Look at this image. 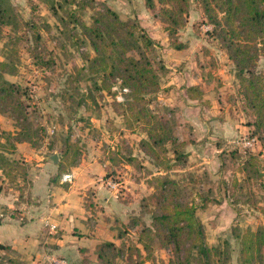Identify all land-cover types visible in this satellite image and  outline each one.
<instances>
[{"label": "rangeland", "instance_id": "374dc122", "mask_svg": "<svg viewBox=\"0 0 264 264\" xmlns=\"http://www.w3.org/2000/svg\"><path fill=\"white\" fill-rule=\"evenodd\" d=\"M80 1L87 5L82 8L73 0H1L5 12L4 18H0V62L6 64L3 76L25 90L24 104L37 130L35 142L48 144V156L56 153L59 161L64 157L63 164L67 167L64 172L74 167L72 162L76 166L94 155L105 165L97 176L119 184L118 190L112 192L131 204L132 215L127 225H122L131 229L127 231L128 242L119 245L116 264H130L129 259L125 260L129 255L131 263L141 264L145 252L138 246V234L143 224H151L153 205L149 196L156 192L148 180L163 172L141 149L140 141L147 138L143 127L133 116L125 118L115 109L114 100H123L119 83L112 87V91L119 93L116 98L111 92L97 88V52L83 27V24L91 26L107 8L115 7L121 9L123 16L130 15L133 11L128 10L127 3L133 2L138 7L141 0ZM155 18L144 21V28L157 42L151 55L155 61L162 60L171 66L172 71L183 76V81L171 90L162 87L165 83L162 74L161 91L152 97L150 106L155 112H163L167 106L164 99L172 96L180 141L191 137L199 140L184 146L190 167L172 171L171 176L179 180L183 201L198 206L205 242L221 249L219 255L212 256L213 264H245L241 257V235L264 225V142L259 140L254 149L246 152L233 145L234 139L251 135L252 118L244 112L239 100L235 65L219 41L210 35L213 26L200 1L191 0L187 22L179 29L178 42L187 44L181 52L162 37L166 25ZM257 55V66L264 69V37L259 40ZM196 83L203 90L202 99L198 100L188 98L185 92L188 85ZM166 103L170 104L167 99ZM10 115L0 112V131L17 130ZM128 156L137 158L136 166L128 162ZM11 157L22 159L15 154ZM202 157L207 160L203 165L199 164ZM246 160L254 162L248 165L252 168L251 177L239 187L237 184L243 182L244 175L238 168ZM19 184L25 190L28 188L24 181ZM19 184L9 186L16 190ZM203 196L212 197L205 207ZM143 202L149 204V209H143ZM190 243L187 241L179 256L174 244L167 247L155 244L157 264H170L172 259L174 264L183 260L182 264H202L193 258L188 260ZM9 258L20 257L10 249L0 248V262L12 264Z\"/></svg>", "mask_w": 264, "mask_h": 264}, {"label": "trees", "instance_id": "16d2710c", "mask_svg": "<svg viewBox=\"0 0 264 264\" xmlns=\"http://www.w3.org/2000/svg\"><path fill=\"white\" fill-rule=\"evenodd\" d=\"M144 1L154 16L166 25L164 30L173 48L185 49L187 44L178 42V34L179 29L187 22L191 0ZM199 1L205 17L213 26L210 35L219 41L235 65V76L239 81L237 92L243 103L242 109L252 118L249 123L252 127L251 135L264 142V69L257 66L258 43L264 37V0ZM83 2L73 0L75 5L82 8L87 5ZM5 10L7 12L8 8ZM4 15L0 6V18L3 19ZM83 27L97 52V88L111 92L114 98L120 93L123 100H114L117 113L125 118L133 116L136 123L143 127L147 138L140 141L141 149L157 169L163 172L148 180L151 186L154 185L156 192L149 196L153 205L151 224H143L139 231L138 243L143 247L145 258L157 264L153 253L155 244L164 247L174 244L176 255L179 256L181 249L190 241L191 246L187 248L188 260L193 258L202 264H213L212 256L219 255L221 249L219 246L210 247L205 242L204 225L197 213L198 206L183 201L179 180L171 176L172 171L188 167L189 157L184 146L194 142V139L180 141L175 118L176 108L164 106L163 112H155L150 106L152 97L161 91V75L168 72L163 61H155L151 55L156 49V40L136 17L123 20L111 8L100 12L91 26L83 24ZM5 66V63L0 62V112L11 114V118L16 121L17 130L14 133L4 129L0 131V170L11 183L19 184V178L27 182L29 169L24 160L12 158L11 155L16 153L18 143L28 142L33 146L39 144L35 142L37 130L34 129L23 100L26 92L21 86L5 79ZM157 69L162 72L159 73ZM116 83L121 88L119 93L112 91ZM186 95L190 99H202L203 90L200 85L188 86ZM63 159L64 157H60L58 162L59 174L67 170ZM127 160L131 165H137L136 157L128 156ZM253 164L254 162L246 160L242 168H238L244 179L237 186L243 187L247 178L251 177L252 168L248 165ZM72 166H75V162H72ZM17 187L21 191L24 188L19 185ZM202 199L205 207L210 198ZM142 205L143 209H149V204L143 202ZM240 241L241 257L245 264L264 263V225L256 230L248 229L241 235ZM0 248L10 249L18 255L9 246L0 244ZM120 251L119 246L109 241L97 246L101 264H116ZM137 252L141 254L139 247ZM128 259L132 262L131 255ZM9 261L12 264H26L20 258H9ZM183 261L178 263L182 264ZM170 262L174 264L175 260Z\"/></svg>", "mask_w": 264, "mask_h": 264}, {"label": "crops", "instance_id": "0c3cea01", "mask_svg": "<svg viewBox=\"0 0 264 264\" xmlns=\"http://www.w3.org/2000/svg\"><path fill=\"white\" fill-rule=\"evenodd\" d=\"M127 8L133 12L126 16L122 15L121 9H112L121 18L125 17L123 19L136 17L143 27L144 21L154 16L144 0L138 7L128 2ZM162 35L169 40L167 32L163 31ZM168 50L166 48V52ZM165 66L168 72L163 77L165 83L162 87L173 90L175 85L182 83L183 76L172 71L171 66ZM166 99L167 106L176 108L172 105V96H166ZM193 139L194 142L199 141ZM47 151L46 143L36 146L28 142L17 144L15 156L22 157L29 169L28 188H23L24 191L18 187L13 190L9 186L11 182L0 170V244L15 250L26 264H44L49 255L64 256L70 264H101L97 255L99 244L109 241L119 246L128 242L127 231L131 227L122 225L129 222L131 204L119 199L106 187L105 179L97 176L104 165L100 164L97 156L84 158L70 171L59 174L58 163L51 161L52 154L48 156ZM202 158L199 160L201 165L207 161ZM65 173L72 175L71 182L62 180ZM21 181L19 178L18 182ZM51 225H56V229L53 230ZM138 246L143 250L141 244ZM141 259V264H154L145 256ZM156 259L158 262L159 258ZM125 260L128 261V257ZM128 263L133 264L131 261Z\"/></svg>", "mask_w": 264, "mask_h": 264}, {"label": "built area", "instance_id": "2783aa9c", "mask_svg": "<svg viewBox=\"0 0 264 264\" xmlns=\"http://www.w3.org/2000/svg\"><path fill=\"white\" fill-rule=\"evenodd\" d=\"M259 143V139L256 136L243 134L239 138L233 140L234 147L239 150L246 152L247 150L254 149ZM64 182H71L72 175L70 173H65L62 176ZM106 187L111 191H117L119 184L112 179L104 180ZM1 215V213H0ZM53 230L56 229V225H51ZM46 264H70V262L64 256L49 255L46 260Z\"/></svg>", "mask_w": 264, "mask_h": 264}, {"label": "water", "instance_id": "95a60500", "mask_svg": "<svg viewBox=\"0 0 264 264\" xmlns=\"http://www.w3.org/2000/svg\"><path fill=\"white\" fill-rule=\"evenodd\" d=\"M51 159H52L53 162H55V163H58V161H59V157H58V155H57L56 153H54V154L51 156Z\"/></svg>", "mask_w": 264, "mask_h": 264}]
</instances>
